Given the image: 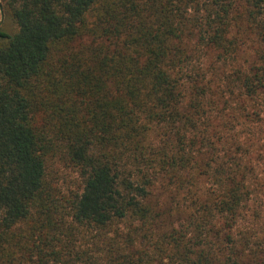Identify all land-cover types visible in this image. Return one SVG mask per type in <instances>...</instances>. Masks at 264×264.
Segmentation results:
<instances>
[{
    "label": "trees",
    "instance_id": "1",
    "mask_svg": "<svg viewBox=\"0 0 264 264\" xmlns=\"http://www.w3.org/2000/svg\"><path fill=\"white\" fill-rule=\"evenodd\" d=\"M3 7L17 30L0 29V264H264V238L242 228L247 165L203 163L194 150L211 86L192 60L204 50L233 59L252 35L259 64L233 80L264 99V0ZM49 156L78 174L79 189L54 194ZM203 175L215 187L164 229L159 182L180 189ZM85 233L93 252L79 245Z\"/></svg>",
    "mask_w": 264,
    "mask_h": 264
},
{
    "label": "rangeland",
    "instance_id": "2",
    "mask_svg": "<svg viewBox=\"0 0 264 264\" xmlns=\"http://www.w3.org/2000/svg\"><path fill=\"white\" fill-rule=\"evenodd\" d=\"M0 0L3 17L0 10V29L14 33L17 25L3 7ZM240 47L239 53L233 59H218L217 52L201 51L193 57L195 67L207 72L211 89L206 99L208 117L202 125L194 150L200 154L203 163L212 158L234 156L248 167V181L252 187V195L247 213L242 221V228H248L249 233L264 238V99L261 96L251 98L246 96L238 81H234L239 68L247 69L252 64H259L256 49L258 41L252 35ZM157 133L154 134V136ZM212 164H214L212 162ZM46 180L53 186L58 196L69 194L81 187V178L68 168L58 156H49L46 168ZM159 180H167L159 179ZM197 181V186L176 189L174 184L159 182L155 192L158 209L164 220V229H170L171 224L177 225L186 220L195 193L205 194L209 188H214L213 178L203 175ZM193 199V200H194ZM78 241L81 248L93 252V238L90 234L81 235Z\"/></svg>",
    "mask_w": 264,
    "mask_h": 264
},
{
    "label": "water",
    "instance_id": "3",
    "mask_svg": "<svg viewBox=\"0 0 264 264\" xmlns=\"http://www.w3.org/2000/svg\"><path fill=\"white\" fill-rule=\"evenodd\" d=\"M0 10H1L2 17H3V8H2L1 3H0ZM2 19H3V18H2ZM2 19L0 20V24H1V22H2Z\"/></svg>",
    "mask_w": 264,
    "mask_h": 264
}]
</instances>
